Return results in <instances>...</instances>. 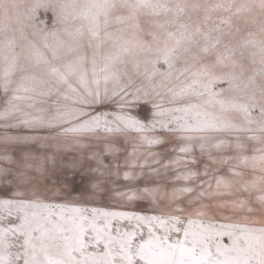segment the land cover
I'll list each match as a JSON object with an SVG mask.
<instances>
[{
    "label": "snow or ice",
    "instance_id": "obj_1",
    "mask_svg": "<svg viewBox=\"0 0 264 264\" xmlns=\"http://www.w3.org/2000/svg\"><path fill=\"white\" fill-rule=\"evenodd\" d=\"M0 264H264V0H0Z\"/></svg>",
    "mask_w": 264,
    "mask_h": 264
},
{
    "label": "rangeland",
    "instance_id": "obj_2",
    "mask_svg": "<svg viewBox=\"0 0 264 264\" xmlns=\"http://www.w3.org/2000/svg\"><path fill=\"white\" fill-rule=\"evenodd\" d=\"M77 183L79 184V178H77Z\"/></svg>",
    "mask_w": 264,
    "mask_h": 264
}]
</instances>
